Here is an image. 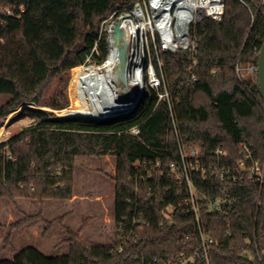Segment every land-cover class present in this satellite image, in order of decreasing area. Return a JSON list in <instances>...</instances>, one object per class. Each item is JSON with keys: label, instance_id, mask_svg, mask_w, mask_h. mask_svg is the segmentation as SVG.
<instances>
[{"label": "trees", "instance_id": "obj_1", "mask_svg": "<svg viewBox=\"0 0 264 264\" xmlns=\"http://www.w3.org/2000/svg\"><path fill=\"white\" fill-rule=\"evenodd\" d=\"M143 1L0 0V96L10 97L0 107V123L21 107L36 120L0 143V202L17 216L8 224L4 250L14 233L34 223L44 225L43 239L59 227V243L68 247L49 256L26 246L0 264H169L195 253L194 264H205L195 218L179 206L188 194L171 176L170 164L180 162V147H198L204 155L223 147L233 165L244 144L264 161L258 75L241 82L236 73L238 63L258 66L264 0H226L221 21L205 18L193 27L195 54L161 53L170 104L149 90L132 115L105 122L55 118L40 108L69 105L70 74L92 55L101 24ZM107 54L103 37L92 60L100 64ZM133 127L141 130L139 138L128 133ZM80 159H112L111 173L104 171L110 178L82 171ZM158 161L167 174L149 180L144 165ZM137 163L142 167L136 169ZM195 186L201 227L213 241L210 264H264V185L195 178ZM215 201L220 211L209 208ZM136 211L150 227L136 231L139 239L119 253V226ZM165 213L174 224L161 229ZM5 229L0 221V231Z\"/></svg>", "mask_w": 264, "mask_h": 264}, {"label": "built area", "instance_id": "obj_2", "mask_svg": "<svg viewBox=\"0 0 264 264\" xmlns=\"http://www.w3.org/2000/svg\"><path fill=\"white\" fill-rule=\"evenodd\" d=\"M241 1V0H239ZM242 2V1H241ZM226 0H144L124 13L113 14L100 27L99 39L95 44L92 55L79 68L75 69V88L73 103L65 110L56 113L55 118L82 119L86 121L98 119H115L132 114L143 95L149 91H157L159 101L171 103V93L166 88L163 77V61L161 53L176 55L195 54L196 39L192 36V29L203 19L211 18L221 21L225 13ZM119 25L123 38L119 43L115 39V27ZM105 37L108 45L106 59L98 64L93 62L92 56L98 54V45ZM120 44L126 49L125 68L121 69ZM197 62H195V65ZM159 68L161 75L158 74ZM122 70L124 81L120 80L119 71ZM236 73L241 82L248 79V75L257 74V66L243 67L239 63ZM215 74V73H213ZM247 77V78H246ZM195 74L191 82H196ZM164 88V92L160 90ZM38 108L36 106H31ZM171 108V105H169ZM128 133L139 138L141 130L131 128ZM3 133L2 137L6 136ZM180 162L170 164L171 176L180 181L188 194V198L179 206L189 209L199 227L205 264H210L208 247L213 241L207 238L201 227L200 205L195 178L202 182L217 181L220 183H238L247 181L260 187L264 185V161L257 157L253 146L244 144L240 148V159L230 164L229 154L223 147H218L204 155L198 147L189 150L180 147ZM142 165L137 163L135 168ZM149 180L163 177L167 174L158 161L144 165ZM212 211H220L219 201L209 202ZM165 222L160 228L174 224L173 216L165 213ZM150 222L143 213L136 211L121 222L117 242V251L122 253L133 241L139 239L135 235L150 227ZM180 256L169 264H194L195 257Z\"/></svg>", "mask_w": 264, "mask_h": 264}, {"label": "rangeland", "instance_id": "obj_3", "mask_svg": "<svg viewBox=\"0 0 264 264\" xmlns=\"http://www.w3.org/2000/svg\"><path fill=\"white\" fill-rule=\"evenodd\" d=\"M255 75L257 74L254 75L250 74V76L248 75L247 77L248 78L251 77L252 79H255L253 77ZM74 77H75V71H72L70 74L68 85L65 90V94L69 99V105L66 108H68L73 103V90L75 88ZM55 88H56V83L51 85L46 96L50 97ZM9 99H10L9 96H0V107L6 104ZM40 108L46 113L52 115L53 117H55L56 113H59L66 109L64 108L60 110H56V109L54 110L49 107H40ZM24 109H25L24 107H21L13 111L5 119L2 120V122L0 123V143L8 140L12 134L18 133L21 130L30 127L35 123L36 120L30 115H28V113L23 112ZM3 133H6L7 135L1 138ZM111 162L112 159H100V160L80 159L78 164H80L79 166L80 169H82V171H88L93 175L97 176L98 178L106 179V177L107 178L110 177L106 176L104 171L106 169L107 171H109V173H111V168H110ZM0 214H1L0 221L6 228L5 230L0 231V259H5V258L12 259L14 255H16L22 248L26 246L40 248L44 253H46L49 256L62 255L61 253L67 251L68 249L67 245L61 242L59 243V231H60L59 227L55 228L53 234H50L43 239L42 232L45 227L41 223H34L31 226L32 228L27 227L20 233L17 234L14 233L13 243L11 245V248L9 250H4V239L10 232V228L8 227V224L13 219L12 217H14V219H17V216L15 215L13 207L7 204V202L5 204L4 202H0ZM60 235H61L60 239H66L65 235L62 234ZM102 237H104V234L102 235ZM52 242L56 245L58 244V246L54 247V244H52Z\"/></svg>", "mask_w": 264, "mask_h": 264}, {"label": "water", "instance_id": "obj_4", "mask_svg": "<svg viewBox=\"0 0 264 264\" xmlns=\"http://www.w3.org/2000/svg\"><path fill=\"white\" fill-rule=\"evenodd\" d=\"M122 38H123V33L120 31L119 25H117L115 27V39H116V42L119 43V41H121ZM120 57H121V60H122V63H123L120 66H121V69L123 70L125 68V61H126V49L121 44H120ZM257 68H258L257 75H258L259 91H260V94H261V96H262V98L264 100V44H263V47H262L261 52H260L259 62H258ZM122 70L119 71V73H120L119 77H120V80L123 82L124 78H123V75H122ZM137 108L138 107H136L134 112L137 110ZM132 114H130V115H132ZM130 115H128V116H130ZM128 116H124V117H128ZM119 118H121V117H119ZM115 119H117V118H115ZM109 120H113V119H98V120H92V121H94V122H105V121H109Z\"/></svg>", "mask_w": 264, "mask_h": 264}]
</instances>
